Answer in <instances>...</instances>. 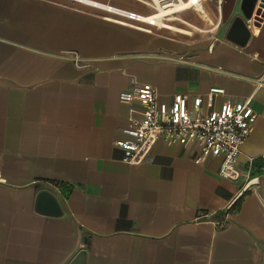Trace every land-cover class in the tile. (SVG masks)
Listing matches in <instances>:
<instances>
[{"label":"crops","instance_id":"1","mask_svg":"<svg viewBox=\"0 0 264 264\" xmlns=\"http://www.w3.org/2000/svg\"><path fill=\"white\" fill-rule=\"evenodd\" d=\"M241 3H208L206 28L182 21L210 33L193 42L176 23L188 32L125 28L70 0H0V264H68L82 248L86 264H264V16L245 45L229 40ZM133 81L161 102L201 95L205 113L250 100L239 177L219 175L221 156L197 163L194 144L159 140L125 162L114 142ZM42 189L61 216L36 211Z\"/></svg>","mask_w":264,"mask_h":264},{"label":"built area","instance_id":"2","mask_svg":"<svg viewBox=\"0 0 264 264\" xmlns=\"http://www.w3.org/2000/svg\"><path fill=\"white\" fill-rule=\"evenodd\" d=\"M135 1L142 6L140 9L109 3L112 5L110 15L106 13L103 18L145 32H158L170 30L171 23L182 22L183 12L191 7L207 10L208 3H222V0ZM219 92V87L210 89L211 94ZM119 99L130 104L129 124L122 130L124 136L114 142L124 152L125 162L137 164L144 161L159 140L169 145L194 144L200 151L195 157L197 163L208 157L221 156L219 175L227 179L239 177L236 163L257 117L250 100L233 102L228 98L218 110L205 113L201 108V95L190 100L188 93H176L169 103L161 102L157 87L134 81L129 89L120 92ZM261 157L264 159V150ZM253 161L254 158H249V169ZM253 180L258 178L247 180L239 194L248 190Z\"/></svg>","mask_w":264,"mask_h":264},{"label":"water","instance_id":"3","mask_svg":"<svg viewBox=\"0 0 264 264\" xmlns=\"http://www.w3.org/2000/svg\"><path fill=\"white\" fill-rule=\"evenodd\" d=\"M242 15L234 18L227 32V38L241 46L245 45L250 37V28L248 21L254 20L258 23L264 16V0H242ZM36 211L51 215L61 216L62 206L56 195L48 189H42L37 193ZM87 251L80 249L68 264H86Z\"/></svg>","mask_w":264,"mask_h":264},{"label":"rangeland","instance_id":"4","mask_svg":"<svg viewBox=\"0 0 264 264\" xmlns=\"http://www.w3.org/2000/svg\"><path fill=\"white\" fill-rule=\"evenodd\" d=\"M99 1H103V2H106V3H111V4H114V5L123 6V7L130 8V9H140L142 7L135 0H99ZM82 6L88 7V5H84V4H82ZM92 8H93V11H95L96 13H98V14H100L102 16L106 14L105 12L100 11V9H97V8H94V7H92ZM183 19L187 20V21H189L191 23H194L195 25H197V26H199L201 28L202 27L203 28L208 27L206 21L203 20V18L200 16L198 11H196V10H191L187 14H183ZM110 22H113V21H110ZM113 23L115 25L122 26V27H125V28H132L130 26L121 25V24L116 23V22H113ZM177 24L185 25L188 28L193 30L192 31L193 33L191 35L177 34L176 36H178V38H181V39H184V40H188V41L197 42V41L205 39L206 37H208L210 35L209 32H203V31H200L199 29H194V28L188 26L187 24H183L182 22H178Z\"/></svg>","mask_w":264,"mask_h":264},{"label":"bare ground","instance_id":"5","mask_svg":"<svg viewBox=\"0 0 264 264\" xmlns=\"http://www.w3.org/2000/svg\"><path fill=\"white\" fill-rule=\"evenodd\" d=\"M72 2H76V3H79V4H84V5H88V6H90V7H94V8H97V9H100V11H102V12H105V13H107L108 15H110L109 14V10H111L110 9V6H112L111 4H109V3H106V2H103V1H99V0H71ZM188 10V9H187ZM189 10H196V11H201L202 12V15L206 18V20H208L207 22H211V20H210V18H209V16H208V14L205 12V9H203V8H200V7H197V8H192L191 7V9H189ZM186 11V10H185ZM184 11V12H185ZM109 17H111V16H109ZM184 21V20H183ZM115 22V21H114ZM213 23V22H212ZM129 26V25H128ZM133 28V27H132ZM135 28V27H134ZM171 28H173V29H178V28H181V27H178V26H176L174 23H171V25H170V29ZM179 30H181V31H183V32H188L185 28H181V29H179ZM176 31V30H175Z\"/></svg>","mask_w":264,"mask_h":264}]
</instances>
